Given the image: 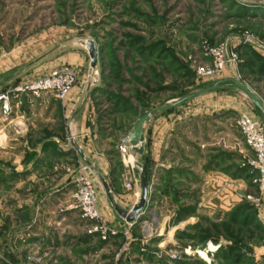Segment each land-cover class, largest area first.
<instances>
[{
  "label": "rangeland",
  "instance_id": "rangeland-1",
  "mask_svg": "<svg viewBox=\"0 0 264 264\" xmlns=\"http://www.w3.org/2000/svg\"><path fill=\"white\" fill-rule=\"evenodd\" d=\"M89 43L98 48L95 69ZM224 45L225 68L200 76V69L216 68L206 53ZM50 59L56 63L51 69ZM55 72L73 73L75 83L64 101L47 93L62 112L43 136L62 130L56 146L71 145L66 131L73 107L85 104L99 151L101 134L110 140L107 152L116 149L112 166L126 192L134 188L127 171L133 166L126 167L117 146L150 110L172 106L163 116L167 139L176 147L186 130L190 135L180 143L209 155L155 161L146 155L152 147L146 126L136 165L148 168L150 203L130 224L113 210L98 175L75 150L67 151L50 166L71 190L40 220L32 205L38 187L5 182L24 146L6 144L1 127L11 123L20 97L39 98L20 89ZM11 75L26 76L7 82L0 94L10 109L5 117L0 102V264H264L262 177L237 127L243 115L262 124L264 115L235 86L242 83L264 102V0H0V80ZM44 137L27 141L22 165L33 162ZM82 171L104 203L98 206L104 232L91 234L92 224L75 209Z\"/></svg>",
  "mask_w": 264,
  "mask_h": 264
},
{
  "label": "crops",
  "instance_id": "crops-1",
  "mask_svg": "<svg viewBox=\"0 0 264 264\" xmlns=\"http://www.w3.org/2000/svg\"><path fill=\"white\" fill-rule=\"evenodd\" d=\"M55 64L56 63L50 59L47 67H50L51 69ZM32 68H34V70L36 69L35 66ZM18 76L19 75H11L0 80V94L5 88H7L9 83L12 85L16 80L23 79L26 75L22 77ZM58 105V102L50 94H45L39 98H30L27 94L20 97L18 104L15 105L17 106L15 107L16 114L13 116L11 123L4 125L5 121H2L4 123H2L1 135L4 136V142L6 140V144L8 145H10L11 142H14V144L19 143L21 146H24V151L22 153V156H24L26 151L29 152V149H26L25 146L27 141H39L41 136L44 137L43 135L45 132L43 129H45V127L51 129L56 128V124L59 122L58 118H56L57 114L62 112ZM85 106V104L81 103L79 106L73 107V113L70 116L72 125L68 128V131H66L67 138H70L71 136V144L74 141L83 150L84 154H86V159L91 166H88L86 163L85 164L98 176L105 179L106 182H110V184L108 182L107 183L110 186V190L117 203L121 207H133L139 202L138 193H141L138 171L134 168H132V170L131 168L127 169L131 180L134 182V188L132 192H126L123 187L121 176H119L118 171L116 172L115 168L112 166V158L114 156L118 157L117 152L116 155H112V150L116 151V149L111 148V151L107 152V145H104L110 140H104L101 134V151H99L100 145L97 143V135L93 136L94 133L91 134L92 131H88L87 128V108ZM167 112L160 113L161 115L156 113V115H153L151 121L146 125L147 127L145 129V133L147 138L148 132H150V128H152L151 153L149 151L146 155H152L155 161H160L162 157L167 159L170 155H209L208 151L203 152L201 149H197L196 152V148L189 150L190 148L188 149L185 143H180L182 139L184 140L185 135H190V133L186 130L183 132L184 137L182 139L179 137L181 140H178L176 147L174 146L176 142H172L170 137L167 139L169 134L168 129L165 127L166 122L163 117L164 115L166 116ZM60 133L62 134V130L55 131L53 137H44V139L40 140L41 145L36 150L33 162L28 163L27 165H22V161L24 159L22 156L18 157L15 161V164L17 165L16 170L12 173L6 174L7 178L5 179V182H7L8 185L17 184L18 187H21L32 183L38 187V191L40 193L35 196V200L32 201V205L34 208L37 207L38 212H40V220L41 218L43 219V214H46V211L52 210L58 204L59 200L64 199L67 193L71 190V183H67V181L59 182L58 178L61 175L58 171H56V168H52L50 166L52 164H56L64 157H67L65 152L74 151L72 145L62 149L56 146V141ZM54 145L55 149H52V146ZM141 158L142 157L136 158V164L139 163ZM119 167L122 168L120 165ZM146 169L148 168L146 167ZM46 171L48 173H46ZM105 177H107V179ZM7 183H5V185H7ZM102 190L106 197L103 187ZM98 206L101 209L102 207L104 209V203L99 202ZM104 211H106V209ZM40 238L49 240L45 237V235H41Z\"/></svg>",
  "mask_w": 264,
  "mask_h": 264
},
{
  "label": "built area",
  "instance_id": "built-area-1",
  "mask_svg": "<svg viewBox=\"0 0 264 264\" xmlns=\"http://www.w3.org/2000/svg\"><path fill=\"white\" fill-rule=\"evenodd\" d=\"M228 54L227 45L222 46L219 49L209 50L206 56L215 60V69H200L198 74L202 77L213 75L212 72L220 73L224 67L225 56ZM235 58V57H234ZM75 83V75L71 72L52 73L51 75L41 78L34 83L28 85L24 89H20L24 93H29L36 97H41L44 94L52 93L55 97L64 101ZM4 100L3 111L4 116L8 117L10 109L8 105V97L0 96V102ZM238 129H240L243 137L246 139L249 147L256 154V169L261 174V180L257 183L261 185V190H264V124L250 119L248 116L243 115L237 123ZM117 151L119 155L124 159L126 167L131 163L130 151L131 146L129 138H125L118 146ZM77 193H76V206L75 209L79 210L82 219L92 224L93 233L104 232L105 225L103 224L101 212L98 207V194L94 183L85 175L82 171L79 173L77 180ZM126 190H132L131 183L126 184Z\"/></svg>",
  "mask_w": 264,
  "mask_h": 264
},
{
  "label": "water",
  "instance_id": "water-1",
  "mask_svg": "<svg viewBox=\"0 0 264 264\" xmlns=\"http://www.w3.org/2000/svg\"><path fill=\"white\" fill-rule=\"evenodd\" d=\"M88 50L90 51V57H91V67L95 69L98 64V48L95 44L89 43L87 46ZM235 86L243 93L248 99H250L251 103L255 105L264 115V102L249 88L242 85V83L235 82ZM219 87H214L211 90L205 91L201 94H206L212 90H216ZM194 98V97H190ZM172 108L170 107H157L153 110H150L147 112L143 117H141L135 124L134 128L132 129L130 135H129V143L131 146L130 151V161L134 169H137L138 175H139V183L141 188V197L139 202L134 206L132 210H127L122 208L117 201L115 200V197L113 196L110 186L106 182L105 179H102L100 176H98V180L100 181V184L102 185L106 197L112 206L115 213L123 220H125L127 223L133 224L135 223L140 216L144 214V212L147 209L148 204L150 203V194H151V186L149 181L148 172L145 166H142L141 168H138L136 165V158L142 157L144 155L145 149L144 144L146 141V137L144 134V128L146 127V124H148L151 121V118L156 113H164L169 111ZM73 149L79 154L80 158L88 165L91 166L87 159L86 154H84L83 150L75 143L72 142Z\"/></svg>",
  "mask_w": 264,
  "mask_h": 264
},
{
  "label": "bare ground",
  "instance_id": "bare-ground-1",
  "mask_svg": "<svg viewBox=\"0 0 264 264\" xmlns=\"http://www.w3.org/2000/svg\"><path fill=\"white\" fill-rule=\"evenodd\" d=\"M145 213V212H144Z\"/></svg>",
  "mask_w": 264,
  "mask_h": 264
}]
</instances>
